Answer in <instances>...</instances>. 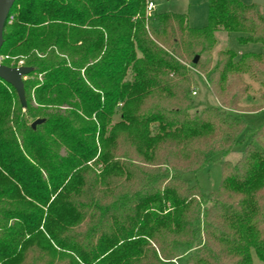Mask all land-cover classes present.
Instances as JSON below:
<instances>
[{
	"label": "trees",
	"instance_id": "16d2710c",
	"mask_svg": "<svg viewBox=\"0 0 264 264\" xmlns=\"http://www.w3.org/2000/svg\"><path fill=\"white\" fill-rule=\"evenodd\" d=\"M147 1L14 4L0 55L34 70L25 108L0 78V264L264 261V122L243 117L264 109V53L214 52L222 30L264 48V14L209 0L203 27L147 24ZM192 68L218 106L194 110ZM214 159L217 189L187 177Z\"/></svg>",
	"mask_w": 264,
	"mask_h": 264
},
{
	"label": "rangeland",
	"instance_id": "374dc122",
	"mask_svg": "<svg viewBox=\"0 0 264 264\" xmlns=\"http://www.w3.org/2000/svg\"><path fill=\"white\" fill-rule=\"evenodd\" d=\"M155 3L154 12L152 15H148L146 13L147 24L151 22L155 16V14L160 12H176V13H185L188 16V22L193 27H203L208 23L209 16V0H152ZM245 3H252L255 0H242ZM260 6L261 12L264 14V0L261 3H257ZM14 16H12L10 23H13ZM239 33L235 32H226V31H218L217 38L218 42L215 47V50L221 48H232L241 54L246 51H255L264 53V48L260 43H246L242 44L238 40ZM207 54L202 56V60L207 58ZM25 57L19 58L17 56L12 55H2L1 62L2 63H13L14 66L25 65ZM190 66V65H189ZM191 67V66H190ZM193 78H194V88L197 94L194 95V110H200L206 106H218V100L214 96V94L210 91L207 83L204 81V77L202 74L198 73L195 69H193ZM28 75L24 77V79H28ZM9 90L13 93L14 100H17V94L13 92L9 88ZM33 103L36 106L35 102V93L34 88L31 89L30 92ZM16 98V99H15ZM120 111L118 110L116 114L113 116L112 123H116L120 120ZM243 117L247 120V122L253 127H259L264 122V109L259 111H245L243 112ZM249 139V137H248ZM245 147V141L239 143L236 148L237 151L230 153L227 158L235 161L239 155L240 150ZM187 177L190 178L193 182H197L202 188L207 190L217 189L222 180V168L220 159L212 160L207 166L199 169L196 173H189ZM253 262L254 264H264V261L260 260L255 253H253Z\"/></svg>",
	"mask_w": 264,
	"mask_h": 264
},
{
	"label": "water",
	"instance_id": "95a60500",
	"mask_svg": "<svg viewBox=\"0 0 264 264\" xmlns=\"http://www.w3.org/2000/svg\"><path fill=\"white\" fill-rule=\"evenodd\" d=\"M17 0H0V50L4 44V32L11 14L12 8ZM256 3H261L263 0H255ZM200 59L199 55L194 58V63ZM33 67L26 65L9 66L0 62V78L10 83L16 90L19 100L25 108L27 106L26 90L24 85V77L33 72ZM44 122V118H37L32 122V127Z\"/></svg>",
	"mask_w": 264,
	"mask_h": 264
},
{
	"label": "built area",
	"instance_id": "2783aa9c",
	"mask_svg": "<svg viewBox=\"0 0 264 264\" xmlns=\"http://www.w3.org/2000/svg\"><path fill=\"white\" fill-rule=\"evenodd\" d=\"M154 8H155V3L152 0H148L147 1V7H146V13L148 15H152V13L154 12ZM1 57H2V55H0V62H1ZM193 94L194 95L197 94L196 90H193Z\"/></svg>",
	"mask_w": 264,
	"mask_h": 264
},
{
	"label": "crops",
	"instance_id": "0c3cea01",
	"mask_svg": "<svg viewBox=\"0 0 264 264\" xmlns=\"http://www.w3.org/2000/svg\"><path fill=\"white\" fill-rule=\"evenodd\" d=\"M259 8H260V6H259ZM204 81H205V79H204ZM205 83H206V81H205Z\"/></svg>",
	"mask_w": 264,
	"mask_h": 264
}]
</instances>
